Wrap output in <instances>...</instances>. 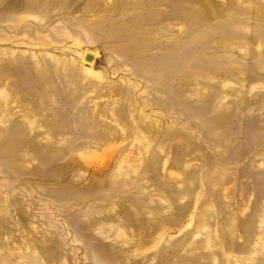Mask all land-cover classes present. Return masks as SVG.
I'll return each mask as SVG.
<instances>
[{
	"label": "rangeland",
	"instance_id": "1",
	"mask_svg": "<svg viewBox=\"0 0 264 264\" xmlns=\"http://www.w3.org/2000/svg\"><path fill=\"white\" fill-rule=\"evenodd\" d=\"M0 264H264V0H0Z\"/></svg>",
	"mask_w": 264,
	"mask_h": 264
},
{
	"label": "water",
	"instance_id": "2",
	"mask_svg": "<svg viewBox=\"0 0 264 264\" xmlns=\"http://www.w3.org/2000/svg\"><path fill=\"white\" fill-rule=\"evenodd\" d=\"M85 59H86L87 61H90V60H91V57H90V56H86Z\"/></svg>",
	"mask_w": 264,
	"mask_h": 264
}]
</instances>
